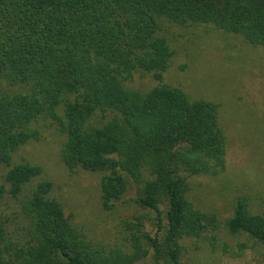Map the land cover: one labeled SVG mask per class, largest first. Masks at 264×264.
<instances>
[{
    "label": "trees",
    "instance_id": "trees-1",
    "mask_svg": "<svg viewBox=\"0 0 264 264\" xmlns=\"http://www.w3.org/2000/svg\"><path fill=\"white\" fill-rule=\"evenodd\" d=\"M166 22L264 47V0H0V264H140L149 253L154 264H184L182 239L215 238L216 220L188 201L187 181L224 169L226 139L216 104L160 83L173 57ZM136 71L160 84L128 88ZM98 114L106 118L92 124ZM41 118L65 134L68 170L102 173L104 209L137 186L154 233L139 222L129 249L105 251L72 225L50 182L31 188L41 167L13 155L38 139ZM224 226L258 244L264 262L263 216L238 201Z\"/></svg>",
    "mask_w": 264,
    "mask_h": 264
},
{
    "label": "rangeland",
    "instance_id": "rangeland-1",
    "mask_svg": "<svg viewBox=\"0 0 264 264\" xmlns=\"http://www.w3.org/2000/svg\"><path fill=\"white\" fill-rule=\"evenodd\" d=\"M162 33L173 57L160 83L182 90L191 101L216 104L226 139L224 169L187 181L188 201L215 218L216 236L213 239L205 233L182 239V262L264 264L258 244L244 235L229 234L224 226L238 201L247 212L264 217V47L205 24L166 22ZM160 83L151 74L136 71L126 86L145 93ZM103 118L98 114L91 123L99 124ZM32 128L38 139L21 146L13 163L41 167L42 174L31 188L41 181L50 182V197L61 204L65 216L88 241L105 251L129 249L132 235H139L137 223L154 233V215L134 202L135 184L130 183L121 199L104 209L100 202L102 173L66 168L60 155L66 136L49 119L37 120ZM161 209L164 212L165 206ZM140 264H154L151 254Z\"/></svg>",
    "mask_w": 264,
    "mask_h": 264
}]
</instances>
